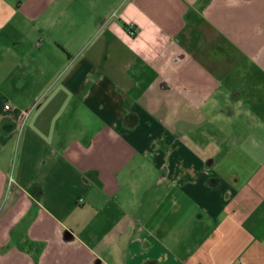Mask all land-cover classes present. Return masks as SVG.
Returning <instances> with one entry per match:
<instances>
[{
    "label": "crops",
    "instance_id": "crops-1",
    "mask_svg": "<svg viewBox=\"0 0 264 264\" xmlns=\"http://www.w3.org/2000/svg\"><path fill=\"white\" fill-rule=\"evenodd\" d=\"M0 264H264V0H0Z\"/></svg>",
    "mask_w": 264,
    "mask_h": 264
},
{
    "label": "built area",
    "instance_id": "built-area-1",
    "mask_svg": "<svg viewBox=\"0 0 264 264\" xmlns=\"http://www.w3.org/2000/svg\"><path fill=\"white\" fill-rule=\"evenodd\" d=\"M128 31L133 34L134 32H136V27L134 25H130ZM5 108L10 109L11 108L10 104H6ZM25 114L27 113L25 112Z\"/></svg>",
    "mask_w": 264,
    "mask_h": 264
},
{
    "label": "trees",
    "instance_id": "trees-1",
    "mask_svg": "<svg viewBox=\"0 0 264 264\" xmlns=\"http://www.w3.org/2000/svg\"><path fill=\"white\" fill-rule=\"evenodd\" d=\"M125 27L128 29L129 28V26L128 25H125ZM136 32H134L133 34H135Z\"/></svg>",
    "mask_w": 264,
    "mask_h": 264
}]
</instances>
